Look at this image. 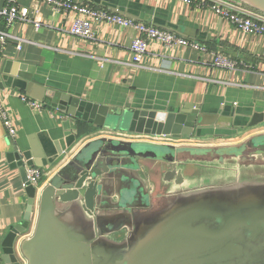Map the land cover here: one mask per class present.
Segmentation results:
<instances>
[{"label": "crops", "instance_id": "1", "mask_svg": "<svg viewBox=\"0 0 264 264\" xmlns=\"http://www.w3.org/2000/svg\"><path fill=\"white\" fill-rule=\"evenodd\" d=\"M77 1L169 31L204 46L206 52L149 41L147 52L135 65L129 50L137 35L134 29L93 23L94 38L84 39L69 32L72 13H57L41 0H17L20 7H28V15L40 27L35 28L32 22L12 23L8 28L10 36L4 45L0 44V59L11 60L16 66H32L40 83L116 110L135 106L176 110L187 106L210 115L214 128L161 143L174 148L178 161L184 157L236 154L239 144L264 132V122L254 127L246 125L255 110L264 111V36L243 33L207 8L177 0ZM211 52L230 57L239 63V68L230 71L212 66ZM22 95H26L25 91L18 88L0 89V102L8 109L16 128V135L11 138L0 118V233L22 222L28 201L18 168H10L6 155L16 149L34 150L32 159L40 164L49 162L54 142L63 137L65 129L74 131L77 124L87 129L63 159L40 167L45 175L35 186L30 222L21 235L27 237L36 219L38 193L49 178L87 141L116 137L117 133L109 126L73 122L49 106L34 110L22 101ZM216 123L223 127L216 128ZM228 123L230 126H226ZM150 136L131 134L125 138L154 142ZM186 165L182 162L184 186L192 180L185 171ZM153 181L150 173L148 178L140 173L137 178L126 174L116 183L115 195L100 203L105 209H97L105 216L97 231L104 242L129 244L151 237L156 217L167 211L155 206L152 193L149 198ZM61 219L69 228L92 235V224L83 212L67 213Z\"/></svg>", "mask_w": 264, "mask_h": 264}, {"label": "water", "instance_id": "2", "mask_svg": "<svg viewBox=\"0 0 264 264\" xmlns=\"http://www.w3.org/2000/svg\"><path fill=\"white\" fill-rule=\"evenodd\" d=\"M5 1L0 0V11ZM228 1L264 15V0ZM33 73L32 66H16L11 60L0 59V89L9 86L24 90L27 96L66 114L73 122L109 126L117 136L87 141L49 178L38 193L36 219L27 237L21 235L30 222L36 187L27 181L26 167L56 164L71 152L82 132L87 131L86 126H76L74 131L65 129L63 137L54 142L49 162L43 159L40 164L32 159L36 155L34 150L16 149L6 155L10 168H18L28 201L22 222L0 233V264H135L137 257H142L141 264H200L195 258L184 261L174 258L198 254L223 240L236 227H248L249 222L260 225L264 221V132L239 144L236 154L184 157L178 161L169 145L125 137L131 134L189 137L208 127L214 128L215 121H209L210 115L187 106L176 110L139 106L116 110L44 85ZM263 122L264 111L255 110L246 125L254 127ZM219 124H215L216 128L223 127ZM206 158L212 164L209 168L203 162ZM216 161L221 162L219 168L215 167ZM182 162L187 164L185 171L192 178L185 186ZM192 162L205 169L208 178L191 173ZM140 173L147 178L149 173L152 175L155 181L149 198L152 193L155 206L167 211L156 217L151 237L129 244L104 242L97 234L99 222L105 220V216L97 213V209H105L100 203L115 195L116 183L122 177L128 174L137 178ZM76 211L88 216L92 235L73 230L62 221V215ZM216 218L222 225L218 236L205 224H194L200 219ZM125 245L130 247L126 263L117 256Z\"/></svg>", "mask_w": 264, "mask_h": 264}, {"label": "built area", "instance_id": "3", "mask_svg": "<svg viewBox=\"0 0 264 264\" xmlns=\"http://www.w3.org/2000/svg\"><path fill=\"white\" fill-rule=\"evenodd\" d=\"M49 5L57 13H72L73 19L69 27V32L77 37L84 39H93V23H102L106 25H117L130 27L137 33L131 40L129 50L132 63L137 65L147 52L149 41H157L168 47L191 46L206 52V48L196 42L186 40L169 31L159 29L153 25L136 22L124 16L94 7L88 3H82L77 0H41ZM188 6L207 8L216 15L225 19L243 33H251L264 36V15L251 10L245 6H239L228 0H177ZM29 9L25 6H19L17 0H6L0 11L3 27L0 28V44L4 45L6 39L10 36L8 28L16 21L23 23L32 22L35 28L40 27V23L28 15ZM210 63L212 66L224 70H236L239 63L230 57L220 53H210ZM22 101L30 108L42 111L46 105L42 101L33 99L27 95L21 96ZM0 118L7 129L8 135L13 138L16 135V128L13 124L11 115L3 103L0 102ZM150 139L156 143H170L176 140L171 135H151ZM45 171L36 166L26 168V179L34 186H38ZM25 186V183H22Z\"/></svg>", "mask_w": 264, "mask_h": 264}, {"label": "flooded vegetation", "instance_id": "4", "mask_svg": "<svg viewBox=\"0 0 264 264\" xmlns=\"http://www.w3.org/2000/svg\"><path fill=\"white\" fill-rule=\"evenodd\" d=\"M203 223L210 228L216 236L222 228L221 221L216 219H200L194 224ZM220 234V233H219ZM221 235V234H220ZM212 237V239H216ZM130 247L125 245L118 254L125 263L128 259ZM140 258L134 260L135 264H141ZM191 258L200 260V264H264V221L260 225L248 223V227L238 226L220 242H216L208 249L198 254H187L174 258L176 261H184Z\"/></svg>", "mask_w": 264, "mask_h": 264}, {"label": "rangeland", "instance_id": "5", "mask_svg": "<svg viewBox=\"0 0 264 264\" xmlns=\"http://www.w3.org/2000/svg\"><path fill=\"white\" fill-rule=\"evenodd\" d=\"M220 161H222V160H220ZM220 161H216V164H215V167H217V168H219V164L221 163ZM204 163L205 162H207L206 164L208 165V168L212 165L211 164V162H209V158H206V160L205 161H203ZM191 164H193V165H190V167H189V171L191 172V173H195L196 172V174H198L197 176H200V175H202L203 174V176H205L206 175V177L208 178V172L206 173V170L205 169H203V168H201L200 166H195V162H192ZM218 172H219V169H218ZM205 192H207V191H209L208 189H205L204 190Z\"/></svg>", "mask_w": 264, "mask_h": 264}, {"label": "trees", "instance_id": "6", "mask_svg": "<svg viewBox=\"0 0 264 264\" xmlns=\"http://www.w3.org/2000/svg\"><path fill=\"white\" fill-rule=\"evenodd\" d=\"M2 27H3V21L0 23V28H2ZM78 126L81 127L82 125H81V124H77V127H78Z\"/></svg>", "mask_w": 264, "mask_h": 264}]
</instances>
